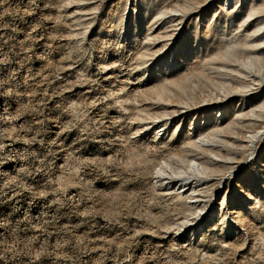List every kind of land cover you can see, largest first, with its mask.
I'll use <instances>...</instances> for the list:
<instances>
[{
	"label": "rangeland",
	"instance_id": "obj_1",
	"mask_svg": "<svg viewBox=\"0 0 264 264\" xmlns=\"http://www.w3.org/2000/svg\"><path fill=\"white\" fill-rule=\"evenodd\" d=\"M0 264H264V0H0Z\"/></svg>",
	"mask_w": 264,
	"mask_h": 264
},
{
	"label": "bare ground",
	"instance_id": "obj_2",
	"mask_svg": "<svg viewBox=\"0 0 264 264\" xmlns=\"http://www.w3.org/2000/svg\"><path fill=\"white\" fill-rule=\"evenodd\" d=\"M256 63L257 62L253 58H250L247 61V64L250 67L255 66ZM211 140H213V139H210L209 141H211ZM166 167H170L169 163H166V165L161 169L162 171H165L164 173L166 174V176H164V174H161L160 177H163V179H165V178L170 179V178H174L175 176L184 177L182 180L179 181V183H177V186H176L177 190L176 191L181 196H186V197L192 198L190 202L193 205H197V203H196L197 200L193 199L196 197H194V195L192 193H190V191H192V187L194 185L195 179L203 178V177H206L208 175V172L206 171L205 166H203L201 163L195 161L194 163L191 164L190 169L188 171L178 170L175 173H173V172L167 173ZM184 181L185 182L189 181V182L187 183V185H184V183L181 184ZM179 184H181V185H179Z\"/></svg>",
	"mask_w": 264,
	"mask_h": 264
}]
</instances>
